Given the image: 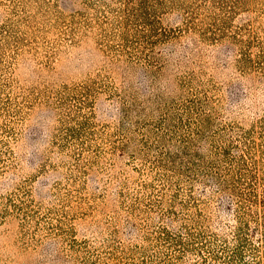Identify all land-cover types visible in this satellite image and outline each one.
I'll return each mask as SVG.
<instances>
[{"label":"rangeland","instance_id":"rangeland-1","mask_svg":"<svg viewBox=\"0 0 264 264\" xmlns=\"http://www.w3.org/2000/svg\"><path fill=\"white\" fill-rule=\"evenodd\" d=\"M184 1L154 79L138 0H0V264H264V0Z\"/></svg>","mask_w":264,"mask_h":264},{"label":"trees","instance_id":"trees-1","mask_svg":"<svg viewBox=\"0 0 264 264\" xmlns=\"http://www.w3.org/2000/svg\"><path fill=\"white\" fill-rule=\"evenodd\" d=\"M147 2H151L153 4V9L155 11L157 10H168V9H179L182 11V13H186L189 11L192 7L191 4H187L184 0H138V8L136 9V13H133L134 16L136 17V20L138 22H141L148 26V31L150 32V39L147 38V43H148V51L146 54L143 56V63L146 66V76L155 79L156 75H158V69H162L163 63L161 62V59L157 55V51L155 50V47L157 44H164L165 42H168L173 38V31H163L160 32L161 30H158L156 28V23L153 22V19L155 18V14H150L148 13V18L143 14V10L146 8ZM239 4V3H238ZM154 11V12H155ZM190 12V11H189ZM188 12V13H189ZM78 16H82L80 12L77 14ZM139 19H138V18ZM185 20V26L187 29L193 31V32H198L202 38H208V40H212L214 37L213 36H219L222 35L223 33H216L211 31V28L213 25L207 26L206 28H197L196 25L193 22L189 21V17H184ZM126 20L119 21L117 20L115 24V29L119 31L118 37L121 38L122 41H128V37L130 36L129 34V29L126 26ZM121 30V32H120ZM2 31V30H1ZM3 32V31H2ZM2 35V33H1ZM215 40V39H214ZM151 78V80H152ZM85 89V86L82 88ZM213 179L218 182V184H227L228 181L220 180L219 175L217 173L213 174ZM258 204L263 207L264 209V196L262 199L259 200V197H256ZM264 213V212H263ZM238 222L239 225L237 226L236 230V240L238 241V246L236 250L234 251V256H238L237 258H242L244 256V251L247 246L251 245V239L248 233V221L244 220V218L239 215L238 216ZM264 232V230H263ZM264 237V233H261V238ZM263 239V238H262ZM184 250H186V247H183ZM255 250L257 251L258 249L255 247ZM234 256H229L228 259L225 262V264H232ZM216 258V257H215ZM217 259V258H216ZM256 264H262L261 261H257Z\"/></svg>","mask_w":264,"mask_h":264}]
</instances>
